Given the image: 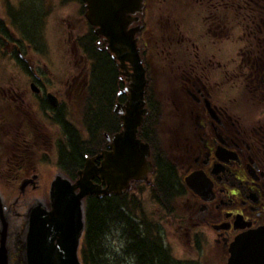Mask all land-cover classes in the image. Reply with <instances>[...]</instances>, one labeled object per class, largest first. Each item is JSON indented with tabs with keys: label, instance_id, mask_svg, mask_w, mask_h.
<instances>
[{
	"label": "flooded vegetation",
	"instance_id": "af4514ba",
	"mask_svg": "<svg viewBox=\"0 0 264 264\" xmlns=\"http://www.w3.org/2000/svg\"><path fill=\"white\" fill-rule=\"evenodd\" d=\"M66 1L80 5L88 27L73 40L87 71L82 74L75 62L71 76L65 63L55 67L47 54L50 3L0 1V80L12 77L0 87V163L10 177L0 183V194L9 223V264H23L28 211L42 200L36 149L53 146L58 155L61 149L70 152L72 137L82 141L79 95L93 82L92 50H105L115 67L109 112L117 123L101 128L97 142L90 138L96 144L89 156L109 151V139L122 129L114 112L126 106L135 73L129 63L121 68L106 48L86 19L85 2ZM142 1L139 20L128 29L140 26L136 40L148 113L137 136L149 144L151 167L126 190L133 202V213L127 205L126 225H137L140 238L157 243L169 264H204L197 253L193 263L174 254L179 235L200 254L215 247L225 264L235 236L264 226V0ZM5 64L23 79L4 77ZM161 75H166L165 92L156 84ZM6 148L9 156L3 157ZM84 162L51 171L75 180ZM101 162L94 159L97 167ZM165 177L166 194L161 189ZM93 181L106 185L97 175ZM142 200L158 206L157 216L147 217Z\"/></svg>",
	"mask_w": 264,
	"mask_h": 264
},
{
	"label": "water",
	"instance_id": "95a60500",
	"mask_svg": "<svg viewBox=\"0 0 264 264\" xmlns=\"http://www.w3.org/2000/svg\"><path fill=\"white\" fill-rule=\"evenodd\" d=\"M86 18L95 32L107 41L121 68L129 63L134 70L130 80L126 106L121 112L122 130L113 136L111 151H104L102 165L95 167L87 158L79 178L74 182L57 175L49 189V208L38 202L30 209L29 230L23 244V264H82L78 249L84 230L82 199L88 194L120 193L130 179H140L149 154L148 145L137 138L136 132L143 115L145 75L135 33L138 26L127 29L138 19L142 0H83ZM99 175L106 187L94 184ZM78 189V191H77ZM0 264H8L6 248L7 220L0 197ZM227 264H264V226L237 235L229 246Z\"/></svg>",
	"mask_w": 264,
	"mask_h": 264
},
{
	"label": "trees",
	"instance_id": "16d2710c",
	"mask_svg": "<svg viewBox=\"0 0 264 264\" xmlns=\"http://www.w3.org/2000/svg\"><path fill=\"white\" fill-rule=\"evenodd\" d=\"M89 40V38H87ZM91 54L93 82L87 87L88 101L84 124L91 137L97 142L100 139L99 130L108 129L117 122L115 116L109 112V102L112 100L115 87L116 70L109 56L104 51H94ZM92 76V75H91ZM94 105L95 108L91 107ZM71 150L62 151L61 161L68 169L74 168L84 155L95 148L96 142L80 141L71 138ZM76 168V167H75ZM165 172V171H164ZM166 183L164 184V182ZM161 189L165 194L169 189V179L164 178ZM127 203L123 195L103 196L102 198L88 197L85 203L86 230L85 239L81 247V261L83 264H107L103 258L104 249L101 246L103 233L108 230V224L120 227L127 238V251L135 254L140 264H169L165 251H161L157 243L138 236L137 225L127 226ZM125 211V212H124ZM148 237V236H146ZM126 251V250H125Z\"/></svg>",
	"mask_w": 264,
	"mask_h": 264
},
{
	"label": "rangeland",
	"instance_id": "374dc122",
	"mask_svg": "<svg viewBox=\"0 0 264 264\" xmlns=\"http://www.w3.org/2000/svg\"><path fill=\"white\" fill-rule=\"evenodd\" d=\"M4 1V3H9V1L16 2L17 0H0ZM50 3L51 9L49 10V13H47L46 21L49 23L48 29H47V35L46 39L48 42V56L50 60L54 63V66H58V62H63L68 67L66 70V73H69V76H71L74 72L72 63H77V65L80 66L82 74L87 71L88 62L87 60L78 55L77 48L73 45V40L75 36L82 35L87 30V25L85 24V21L83 19V16L80 14V5L75 1H64L61 0H46ZM152 25H156L155 19L151 22ZM12 75V69L10 66L5 64V69L2 70V75L6 78H9L11 75L18 77V79H23V76L18 73V70H14ZM166 75H161L160 81H157V86H159V89L163 92L166 91V81H165ZM10 79L5 81V79L0 80V87L3 86L6 88L5 85H8L10 83ZM66 96H69L66 94ZM71 96H73V93H71ZM80 100H81V110H83V107L86 103V97H85V89L84 87L81 90L80 93ZM164 96V95H162ZM166 96V95H165ZM164 99H161L164 104ZM91 107L95 108L94 105H91ZM81 118V115H80ZM83 125V124H82ZM2 138L5 140V135H2ZM5 147V146H3ZM8 153L4 152V156H9V148H6ZM1 151H4L2 149ZM35 159H37L39 162V169L41 172L40 177V184L41 189L43 193L40 195V198L46 199L48 196V186L53 178L54 174L52 173L53 170L60 169L58 167L59 158L57 157L55 147L49 146L46 149H36L34 154ZM53 169V170H52ZM52 170V171H51ZM10 177L7 175V172L4 169V165L0 163V183H3L4 185L7 183V179ZM16 182H12V185H15ZM140 195L136 197L137 202L140 201L139 198ZM143 210L145 209V213L148 218H153L157 216V210L158 206L152 205V204H146L142 200V207ZM177 211L180 213V208H177ZM110 226H114L112 223L108 224V229ZM123 237L124 233L122 232ZM179 235V234H178ZM127 240V239H126ZM192 247L187 242L186 238L179 235L178 241L176 242L174 254L178 257H185L187 259H190V263H193L192 258H196L197 254L202 259V262L204 264H223V262L220 260L221 255L219 254V251L213 247L209 246L208 250L204 252L203 254H200V250ZM197 253V254H196Z\"/></svg>",
	"mask_w": 264,
	"mask_h": 264
},
{
	"label": "clouds",
	"instance_id": "9594fccd",
	"mask_svg": "<svg viewBox=\"0 0 264 264\" xmlns=\"http://www.w3.org/2000/svg\"><path fill=\"white\" fill-rule=\"evenodd\" d=\"M101 246L104 249L103 258L107 264H137L135 254L126 252L127 241L120 227L110 226L103 233Z\"/></svg>",
	"mask_w": 264,
	"mask_h": 264
}]
</instances>
